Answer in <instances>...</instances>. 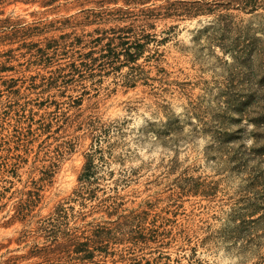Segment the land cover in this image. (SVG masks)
<instances>
[{"label":"rangeland","instance_id":"obj_1","mask_svg":"<svg viewBox=\"0 0 264 264\" xmlns=\"http://www.w3.org/2000/svg\"><path fill=\"white\" fill-rule=\"evenodd\" d=\"M165 1L0 0V264H264V137L233 109L258 65L209 0ZM159 7L134 71L86 64Z\"/></svg>","mask_w":264,"mask_h":264},{"label":"trees","instance_id":"obj_2","mask_svg":"<svg viewBox=\"0 0 264 264\" xmlns=\"http://www.w3.org/2000/svg\"><path fill=\"white\" fill-rule=\"evenodd\" d=\"M130 1L131 0H122L124 6L131 5L132 2ZM146 1L147 2L145 4H147L149 1L150 3H153L154 1L166 3L165 0ZM263 5L264 0H209L207 3H202L197 6H207L209 11L207 15L211 16L217 23V31L220 32L217 36H219L220 40L225 43L221 44V49L227 46L226 51L232 53V55H235L237 57V62H240L246 57L248 59L245 63L256 62V64L258 65L259 80L255 84V87H257V89L254 90L250 97H248L249 103L243 101L241 102L240 100V102H237L235 106H233V109H236L234 111L240 115L241 119L245 118L246 121L250 123L253 128H255V134L261 137H264V86L261 82L264 80V35L260 38H257L256 36L247 35V32L243 33V31H240L242 27L234 23L233 16L226 14L223 11H225V9L238 10L242 13L246 14L248 12L253 15L256 14L259 10L264 9ZM197 7L194 8L195 11L193 12V15L195 14L196 16H199L201 12H199L200 10ZM160 9L161 7H159L158 9L147 8L146 10H143L141 13H143L144 20L140 22L138 21V23L140 24H138L137 26L124 28L122 36L125 38L122 41H119L117 44L111 45L110 42L106 44V49L102 50L101 54H99L97 58H93L90 51L86 56H84V58H87L86 64L88 65L89 62H101L103 63V67H110L115 72H117V70L122 66H125L134 71L135 67H133V65L137 64L138 61L144 57L147 46L150 43L156 42L155 39H151V36L153 35L146 34V36H143V34L145 33V27L142 26L141 22L149 20L150 23L147 22L146 27L150 30H153V21L158 19V16L153 14L155 13V11H158L160 13ZM166 17L167 19H169V17L173 16H168L167 14ZM137 29H140V31L137 32ZM257 29H262V26H258ZM129 34L132 38L129 37ZM232 34V38H228ZM5 35L3 34V36ZM97 42H100V38H97ZM56 45L57 41H52L48 42L43 49L37 48V51L40 54V58L43 59L50 51H54ZM250 54H252L253 58L252 56L250 57ZM242 56L244 57L240 60V57ZM240 63H242V61ZM137 66V68H139V65ZM2 69L4 70H1L0 73L6 71L7 68L3 67ZM232 111L233 110L227 109L226 114L231 113ZM252 151V156L255 157L259 155L257 154V152H264V142L261 147H257ZM254 152H256V154H254ZM90 158L92 159V157ZM92 165V160L88 159L85 167L83 168L81 180H89L90 178H92V176L94 175V168ZM27 196L29 197L28 201L31 200L32 194L28 193ZM26 204L29 205L32 203Z\"/></svg>","mask_w":264,"mask_h":264}]
</instances>
